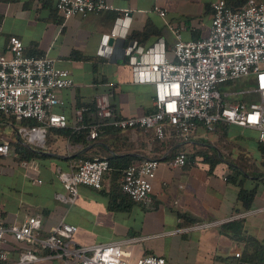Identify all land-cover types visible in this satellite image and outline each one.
I'll use <instances>...</instances> for the list:
<instances>
[{
    "label": "crops",
    "instance_id": "1",
    "mask_svg": "<svg viewBox=\"0 0 264 264\" xmlns=\"http://www.w3.org/2000/svg\"><path fill=\"white\" fill-rule=\"evenodd\" d=\"M216 1L219 0H109L114 6L112 10L64 19L56 9L57 0H0V53L7 52L10 36L16 35L23 40L28 55H48L55 59L59 67L70 70L74 86L60 92L66 104L58 107L57 111L65 112L68 126L72 128L82 124L76 116L80 106L104 93L110 94L111 102L120 116L150 113L154 111V88L151 84L133 82L132 69L123 56L128 36L144 32L151 26L152 31L139 42L147 47L163 37L171 52L177 40L171 28H181L182 38L186 41L208 35L213 16L212 4ZM226 1L235 8L242 7L246 2ZM156 8L165 10L166 15L161 16ZM126 13L130 19L127 37H112V55L100 56L98 50L103 35L109 34L116 19L124 17ZM234 82L221 86L228 101L259 100L258 94L252 92L255 87L253 80L249 89L233 88ZM0 122L15 129L12 136L4 131L1 135L5 138L0 141L13 142L19 137L18 122L14 123L8 118L0 119ZM56 129L59 127L48 131L43 146L24 140L38 153L37 157L20 160L12 149V155L0 159L10 157L21 168L25 167L24 162H28L29 166L38 170L37 177L42 180V183H36L33 181L35 175L28 178L25 174V183L31 181L29 187L34 194L30 196H33L30 201L22 203L27 207H23L24 219L21 224L29 216L37 215L42 224V233L48 234L52 227L65 220L78 227L74 236L78 245L145 237L130 247L133 255L130 251L127 255H160L166 258V264H236L238 259L264 264V184L261 181L264 176H253L256 170L264 172V145L259 141L257 130L220 123L217 130L211 132L200 125L190 141L177 138L170 141V150L184 151L193 155V159L183 167H171L163 160L169 150L165 152L149 200L123 210L110 208V172L105 174L100 189L80 185L74 203L61 197H66L67 192L56 174L60 170H71L86 157L119 154L114 150L116 144L117 148L124 144L129 149L128 153L137 157L134 162L146 158L158 159L162 152L156 150L155 144L150 143L141 130L123 131L121 142L110 135H103L97 141L87 138L86 142H74L60 135ZM206 154L210 157L217 155L219 160H204ZM210 161H214L215 165L211 166ZM236 170L247 174V188L257 187L251 209H246L240 203V188L229 179ZM244 212L250 213L205 229L180 226V213L204 223L220 222ZM131 217L142 220L143 226L137 230L143 232L145 229L144 234L125 236L130 232L129 228L119 232L121 222ZM16 218H7L6 207H0V221L6 227L19 224ZM102 225L109 228L108 233L101 234L96 229ZM11 237L4 247L11 259L15 260L17 254L14 250L25 244ZM237 252L241 253L239 258L236 257ZM31 264L64 263L47 259Z\"/></svg>",
    "mask_w": 264,
    "mask_h": 264
},
{
    "label": "built area",
    "instance_id": "2",
    "mask_svg": "<svg viewBox=\"0 0 264 264\" xmlns=\"http://www.w3.org/2000/svg\"><path fill=\"white\" fill-rule=\"evenodd\" d=\"M56 9L64 19L87 16L114 9L109 0H57ZM161 16L166 11L156 8ZM212 23L207 36L186 41L181 28H171L176 42L168 50L165 39L158 38L152 45L144 46L137 40L123 47V56L132 69L136 84H151L154 88V111L128 117L120 116L111 102L110 94L95 98L98 120L86 126L88 138L96 140L104 125H113L123 131L153 130L154 138L165 141L177 138L188 142L195 130L202 125L208 131L217 130L218 124H237L258 131L264 145V0H246L240 8L226 0L212 4ZM130 19H116L113 29L102 37L98 50L100 56H111L112 37H127ZM172 54V58L170 57ZM255 77L252 92L258 101H228L221 86L238 79ZM74 86L70 70L59 67L48 55H28L23 40L12 35L7 52L0 53V114L13 117L17 122L32 120V126H21L18 133L31 144L43 146L50 128H65L68 117L57 111L66 102L60 97L63 89ZM86 107L76 111L78 121H83ZM84 125L79 126L82 128ZM22 137V138H23ZM169 152L165 153L167 156ZM12 155L9 140L0 141V156ZM186 152L165 160L171 167L189 163ZM161 160L146 158L129 165L121 178L123 191L135 202L146 203L153 191ZM27 174L35 175L33 181L42 183L38 170L24 162ZM110 171L107 158L96 156L80 160L68 171L60 170L56 176L62 182L67 196L64 200L74 203L79 186L102 188L104 176ZM244 212L220 222L196 223L190 229H205L226 221L248 215ZM39 216H29L23 224L6 227L0 221V264H31L42 260L57 259L64 264H166L164 256L143 254L133 257L130 247L145 239L136 237L120 241L78 245L74 236L78 227L61 220L48 234L42 233ZM6 233L23 242L24 249L18 259L10 261L3 248ZM130 251L129 256L127 252ZM241 253L237 252L236 257ZM236 264H255L238 259Z\"/></svg>",
    "mask_w": 264,
    "mask_h": 264
},
{
    "label": "trees",
    "instance_id": "3",
    "mask_svg": "<svg viewBox=\"0 0 264 264\" xmlns=\"http://www.w3.org/2000/svg\"><path fill=\"white\" fill-rule=\"evenodd\" d=\"M150 31H152L151 26H148L144 32L130 34L126 40L125 45H127L132 40H138V41L144 40V37L146 36V34L150 33ZM26 53L28 54L27 50H26ZM82 107H86L88 109L83 113L82 124H79L75 128L67 126L65 128L56 129V131L60 135L67 137L68 139H70L74 142H86V140L88 138V133H89V129L86 128V126L91 124L92 120H94L96 122L97 121L96 118L98 119V117L95 114V112H96L95 100L90 102V103H86V104H83L80 106V108H82ZM62 112L65 113L64 111H62ZM92 114H94V115H92ZM93 117H94V119H93ZM4 118H8L10 121H12L14 123L17 122L15 120V118H13V117H7V116L0 114V119H4ZM18 123H19L20 127L21 126L29 127V126H32L35 124V122H33L32 120H23V121L18 122ZM81 125H84V127L79 129L78 127ZM218 126H219V124H218ZM53 128L54 127L50 128L49 131L51 129L53 130ZM139 130H141L145 133V138L154 137V132L151 129L145 130V129L141 128ZM122 133H123V130L121 128H118V127L113 126V125H104L101 128V133H100V136L98 137V139L93 140V141L100 140L103 135H110L112 138L116 139L118 142H121L123 140L122 139V136H123ZM174 139H176V138L161 141V140L154 138L153 143L156 146V150H159L160 152H162V154L158 158L159 160H161L163 154L165 152H167L168 150L170 153L167 156H165L163 160H169V159L175 157L180 152L177 149L170 150V147H169L170 141H173ZM24 142H25L24 139L20 135L13 142H10L11 143V149H14V151L16 152V155L19 157V159L20 160H30L33 157H37L38 153L35 150H33L29 145L25 144ZM116 146H117V144L115 145L114 150H115V152H117L119 154L97 155V156L107 158L110 162V171H109L110 173L108 174V177L110 178V180L112 182V189L110 190V193H109L110 208L111 209H120L121 208L123 210H127L133 204H135V202L123 191L120 181H121V178L123 176L124 170L129 165L134 163V161L137 157H135L132 154H129L128 153L129 149L125 148L124 144H122L121 148H117ZM123 153H125V154H123ZM188 156H189V159H188L189 161L193 159V155L188 154ZM94 157H96V156L86 157L82 160L92 159ZM1 158H2V156H0V159ZM211 158H215L216 159L215 161L219 160V157L217 155H215V157H210V156H208V154H206L204 156V160H211ZM214 163H215L214 161L211 162V166H214L215 165ZM253 176H255V177L264 176V172L256 170V171H254ZM247 177L248 176L245 172L240 171V170H236L235 173H233L229 176V179L232 182L236 183L240 188L239 195H238V200L240 201V203H242L246 209H251V207L253 206L254 199L256 197L257 187H255L254 189L247 188L245 186V180L247 179ZM255 179H257V178H255ZM261 181L264 184V178ZM179 217H180V221H181L180 226L194 225V224L198 223L197 219H195V218H193V217H191L185 213H180ZM231 225H232V223H231ZM3 248L5 250H7L4 246H3ZM26 248H27L26 245H19V247H17L14 250L17 254V257L15 258V260L18 259L20 253ZM10 261H14V260H12L10 257ZM245 261H247V260H245Z\"/></svg>",
    "mask_w": 264,
    "mask_h": 264
},
{
    "label": "rangeland",
    "instance_id": "4",
    "mask_svg": "<svg viewBox=\"0 0 264 264\" xmlns=\"http://www.w3.org/2000/svg\"><path fill=\"white\" fill-rule=\"evenodd\" d=\"M252 80L255 82V77L252 75L249 77L238 79L234 82L235 84L233 88L243 87L245 89H249L253 84ZM14 130V127L1 124L0 122V139L5 138L3 137V135H1L4 134V131L7 132H5L6 134L10 133V135L12 136ZM23 139L27 141V139H25L24 137ZM35 163L37 164L36 161ZM27 173L28 172L26 171L25 167L21 168L19 166V163L17 161H14L10 157L0 161V207H6L7 218H10L11 216L17 217V223L19 224H21L24 219L23 207H27L22 206V203L25 204L26 202L30 201L33 197L30 196L34 194L33 192H31L33 189L29 187L30 185H32L31 181H27L28 183H25V174L28 178L31 177V175ZM39 188H43V186H40ZM141 226H143V222L140 218L131 217L121 222L119 232H121V229L123 228L125 230L129 228L131 230H129L130 232L125 236H135L140 233L144 234L146 232L145 229L143 230V232L137 230ZM96 229L100 231L101 234H106L109 232V228L104 225H102V227L98 226ZM11 236V234L6 233L7 239H12Z\"/></svg>",
    "mask_w": 264,
    "mask_h": 264
},
{
    "label": "water",
    "instance_id": "5",
    "mask_svg": "<svg viewBox=\"0 0 264 264\" xmlns=\"http://www.w3.org/2000/svg\"><path fill=\"white\" fill-rule=\"evenodd\" d=\"M113 42V39L111 40V43Z\"/></svg>",
    "mask_w": 264,
    "mask_h": 264
}]
</instances>
